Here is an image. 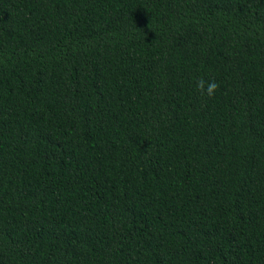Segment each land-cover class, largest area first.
<instances>
[{
  "label": "trees",
  "instance_id": "16d2710c",
  "mask_svg": "<svg viewBox=\"0 0 264 264\" xmlns=\"http://www.w3.org/2000/svg\"><path fill=\"white\" fill-rule=\"evenodd\" d=\"M0 264H264V0H0Z\"/></svg>",
  "mask_w": 264,
  "mask_h": 264
},
{
  "label": "clouds",
  "instance_id": "9594fccd",
  "mask_svg": "<svg viewBox=\"0 0 264 264\" xmlns=\"http://www.w3.org/2000/svg\"><path fill=\"white\" fill-rule=\"evenodd\" d=\"M196 88L201 93V95H206L207 97L211 98L216 90L218 89L219 85L215 80H208L205 81L203 78L197 80Z\"/></svg>",
  "mask_w": 264,
  "mask_h": 264
}]
</instances>
